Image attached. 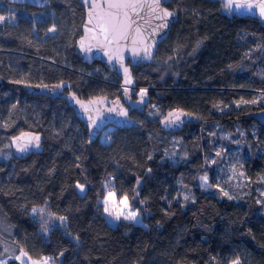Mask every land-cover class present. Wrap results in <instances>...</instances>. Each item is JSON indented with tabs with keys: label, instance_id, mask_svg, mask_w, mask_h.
I'll return each mask as SVG.
<instances>
[{
	"label": "trees",
	"instance_id": "16d2710c",
	"mask_svg": "<svg viewBox=\"0 0 264 264\" xmlns=\"http://www.w3.org/2000/svg\"><path fill=\"white\" fill-rule=\"evenodd\" d=\"M49 1L39 9L0 0V258L20 264L23 248L55 264H264V124L251 116L264 110V25L221 0H170L178 18L168 37L151 63L131 68L137 92L147 89L148 104L130 113L140 126L112 127L109 141L88 143L65 100L14 83L64 81L83 99L121 94L116 74L74 52L86 5ZM41 15L54 17L57 31L48 34ZM241 99L258 102L237 106ZM177 108L199 121L163 131L160 118ZM21 131L42 135L41 153L15 157L10 140ZM218 144L242 168L238 185L226 183L232 199L200 181L214 171L208 159ZM106 181L128 195L141 224L107 222ZM32 207L66 220L53 217L44 232Z\"/></svg>",
	"mask_w": 264,
	"mask_h": 264
},
{
	"label": "snow or ice",
	"instance_id": "6c2138e0",
	"mask_svg": "<svg viewBox=\"0 0 264 264\" xmlns=\"http://www.w3.org/2000/svg\"><path fill=\"white\" fill-rule=\"evenodd\" d=\"M84 3L88 5V20L84 27L86 36L82 37L80 41L81 51L91 52L94 47L103 50L105 55L108 56L110 62L115 59L123 68L125 85L132 84L133 81L129 69L124 67L123 64L124 49L130 48L134 56H139L142 52L146 58H151L152 48L155 44V36L162 29L168 27L169 18L174 16V11H169V9L162 6L163 0H103V3H101L100 0H84ZM222 4L223 8L230 13L235 12L240 14L242 12L251 13L258 11L259 16L264 18V0H222ZM5 19L6 17L0 15V21H4ZM153 20L159 21V23L154 27H151L150 31L143 28L140 24V21H143L144 24L151 26ZM48 31H56L55 25H53ZM146 32L147 35L145 34ZM14 83H24L27 87H38L41 89L51 88L53 90L62 89L65 86L64 81L51 86L47 84L31 85L23 80H17L14 81ZM128 91L129 89L125 87L124 92L126 95L128 94ZM146 94L147 89H140V102H143V98ZM71 97L75 100V103L80 106L83 112L88 114L89 126H97L99 116L102 115V113L99 108L94 109L92 105L102 103L103 98L85 102L77 99L75 93H72ZM259 99L264 100V94H262ZM257 102V99L251 101L241 99L236 103L238 106L240 103L247 104ZM13 107H15V105H13ZM107 111L117 112L118 115L124 117L128 115L127 109H124L123 107L118 111L115 108H109ZM92 112H96L97 115L93 116L91 114ZM191 115L192 113L185 112L183 109H173L163 116L161 123L166 127L177 126L183 122L184 117ZM3 126L9 127L10 125L5 124ZM40 142L41 137L39 134L21 131L19 135L12 137V144L9 146H15L17 152L25 153L33 148L39 149ZM216 155L219 156L220 152H217ZM149 159H151V157H149ZM233 172H235V166H233ZM240 174L243 175V173ZM207 179V175L201 177V180L204 182H206ZM137 184H139V180H137ZM76 186L81 192L84 191L85 186L83 184H77ZM217 187H219V185H217ZM105 189L106 194L102 200L104 213L115 221H136L139 211L131 210L128 195L124 193L117 198L116 190L108 181L105 182ZM219 190L229 199L233 198L229 196V193L225 191L224 188L220 187ZM184 199L187 201L190 197L185 196ZM141 203H143V201H141ZM31 213L33 216L39 217L42 230L47 232L48 222L55 217V214H46L43 207H32ZM55 218L61 222L66 220V217L63 216ZM76 239L79 238L77 237ZM4 251L7 252L8 249L5 247ZM25 257H27L29 264H50L51 261V258L49 257L32 259L23 248L20 249V254L14 258L20 261V264H25ZM0 264H7V262L5 260H0ZM231 264H241L239 257L232 260Z\"/></svg>",
	"mask_w": 264,
	"mask_h": 264
},
{
	"label": "water",
	"instance_id": "95a60500",
	"mask_svg": "<svg viewBox=\"0 0 264 264\" xmlns=\"http://www.w3.org/2000/svg\"><path fill=\"white\" fill-rule=\"evenodd\" d=\"M9 1L12 3H15V4L29 5V6H32L35 8H39V9L48 8L50 5L49 0H9ZM100 2L103 3V0H100ZM169 2H170V0H163L162 6L167 8L166 5ZM167 9H169V8H167ZM169 11H173V10L169 9ZM174 13H175L174 16L169 18L168 27L165 29H162L155 36V44H154V47L152 48L151 58H146L142 52L139 56H134L132 54L130 48L124 49V51H123V56H124L123 64H124V67H127L129 69V73H130L131 79L133 81L132 84H130V85H125V83H124L125 76H124L123 68L120 66V64L115 59H113L110 62L108 59V56L105 55L103 50L94 47L91 52L81 51L80 41H81L82 37L86 36L85 31H84V27H85V24L88 20V5H86L84 8V19H83V22L81 24V35L75 41L74 52L82 64L87 65V66H91L94 62H99L104 67L105 70H107L108 72H114L117 75V77L120 79L121 88L123 91H124L125 87H127L129 90H131L135 87V80L133 78V73H132L131 68L138 66L142 63H151L153 61V58L157 52L158 46L168 37L169 30H170L172 24L177 21L178 15L176 12H174ZM233 13H235V12H233ZM235 14H237V13H235ZM237 15L241 16L242 18L256 19L258 22H260L261 24L264 25V18L259 16L258 11H254L251 13L242 12V13L237 14ZM157 23H159V21L153 20L151 26H149L147 24H144L143 21H140V24L142 25V27L147 29L148 31H150L151 27H154ZM145 34L147 35V32ZM89 36H90V34H89ZM93 43H94V41H93ZM24 88L31 95L46 96V97H50L52 99L53 98H60V99L65 100L67 105L70 108H72L75 117L81 123H83L85 125L87 133H88V143H92V142L96 141V139L100 136V134L103 132V130L109 126L119 128V129H122V128L129 129L132 127L137 128L140 126V124L137 123L130 116V113L133 109L140 106L145 101V98H143V102H140V97L138 98L137 101L133 102V101H131V99H129L130 97H128L125 94L122 97V99L118 98V99H114V100L107 98V97H104V96H94V97H89L87 99H83V98H80L75 92H73V91H67L66 92L63 90V88L62 89H55V90H53L51 88L41 89L38 87H27V86H25ZM72 93H75V96L77 99L85 101V102H87L89 100L103 98L102 103L92 105V107L94 109L99 108L101 113H102V115L99 116L97 126H95V127L89 126L88 114L84 113L83 110L80 108V106L75 103V100H73L71 97ZM121 107H123L124 109H127L128 115L126 117L118 115L117 112H108L107 111V109H109V108H115L118 111ZM169 111H171V110H169ZM168 112H166L165 115ZM91 114L93 116L97 115L96 112H92ZM251 116L254 119H256L258 122H260L261 124H264V110L256 111ZM162 119H163V116L159 120V125H160L161 129L165 132H171V133H175V132L182 130L183 127L190 122H198L199 121L198 117L191 115V116L184 117L183 122L177 126L166 127L164 124L161 123ZM24 132H31V131H24ZM32 133H35V132H32ZM35 134H38V133H35ZM39 135L41 137L39 149L33 148V149H30L28 152L19 153L16 151L15 146H11L13 154L15 155V157L18 159H21V158H24L25 156H27L28 154H31V153H41L42 152L43 138H42L41 134H39ZM10 144H12V139L10 140ZM76 191L80 196H84L86 193V187L84 188L83 192H81L76 187Z\"/></svg>",
	"mask_w": 264,
	"mask_h": 264
},
{
	"label": "rangeland",
	"instance_id": "374dc122",
	"mask_svg": "<svg viewBox=\"0 0 264 264\" xmlns=\"http://www.w3.org/2000/svg\"><path fill=\"white\" fill-rule=\"evenodd\" d=\"M222 1V0H221ZM81 2L83 3V6L86 5L84 3V0H81ZM10 12V11H8ZM7 13V11L5 12ZM38 14H42V13H38ZM0 15H2V10H0ZM4 17H6V15H3ZM42 17H36V20H38L39 22H45L46 20V24H49V27H46L44 26V28H46V32L48 34H53L54 32H50L48 31L53 25H55L56 27V31L58 29V24H55L53 22H58L56 20H54L55 18L52 17V18H48V17H45L43 18L44 15H41ZM45 20V21H44ZM64 30H67V32L69 31L68 29H65L64 26H62ZM67 85V84H65ZM142 89V88H140ZM144 89V88H143ZM134 91H138L137 90V86H135L133 88ZM138 93V92H137ZM139 93H140V90H139ZM138 100V99H137ZM144 105L148 104V101H146L145 103L143 102ZM142 104V105H143ZM141 108V107H140ZM138 108V110L140 111L141 109ZM157 110H158V113H157ZM157 114L159 115H162L164 113V111L156 108V111H155ZM112 129V127H107L103 130V132L101 133V135L99 136V140L101 142H107L109 141V136L107 135L108 132ZM228 135H224V138H227ZM221 150H223V148H221V146H219V144L215 147V153L217 152H220V155L219 156H209V159H208V164L209 165H214V171L210 174H206L208 179L206 182L201 181L202 184H206L208 183V180L214 185L217 187V185H219L218 188L222 187L224 188L225 191H227L229 193L230 196L233 195V192L231 189H229L228 187L231 185L235 186V185H238L243 179H244V176L241 175L240 173H243L241 171L242 168L239 167V162L237 160H235L231 154V151H227L226 153H223ZM237 159H240L239 157H237ZM233 166H235V172H233ZM216 169V170H215ZM264 179V177H263ZM223 183H231L230 185L226 184L225 186H223L222 184ZM112 186V185H111ZM263 193V192H262ZM105 194H106V189H105ZM264 194V193H263ZM120 195L117 194V198H119ZM103 200V199H102ZM102 200H100V206H101V209H102V213L105 217V219L107 220V222L114 226L116 225L118 222L120 221H124V220H120V221H115V220H112L107 214L104 213V210H103V205H102ZM131 210L133 211H136L135 209H133L131 207ZM39 218V217H38ZM127 222H132V223H135V224H141V219L138 215L137 217V220L136 221H127ZM42 258V257H41ZM32 259H35V258H32ZM40 259V258H39ZM0 260H5L7 261V259H4V258H0ZM18 261V260H17ZM24 261H25V264H29V261L27 259V257L24 258ZM20 263V261H18ZM50 264H55V262L51 259L50 261Z\"/></svg>",
	"mask_w": 264,
	"mask_h": 264
},
{
	"label": "flooded vegetation",
	"instance_id": "af4514ba",
	"mask_svg": "<svg viewBox=\"0 0 264 264\" xmlns=\"http://www.w3.org/2000/svg\"><path fill=\"white\" fill-rule=\"evenodd\" d=\"M97 64H100V63L97 62ZM112 73L115 74L114 72H112ZM63 90L66 91V92H67V91H72L71 88H70L68 85H65V86L63 87ZM124 95H125V92H124V91L122 90V88H121V94H120V96H118V97H116V98H110V99H112V100H114V99H118V98H119V99H122V97H123ZM127 96L130 97L129 99H131V101H133V102H134V101H137V99L140 97V96H139V93H137V92L134 91L133 89H131V90L128 91ZM88 98H89V97H88ZM85 99H87V98H85ZM142 104H143V103H142ZM142 104H141V105H142ZM141 105H140V106H141ZM140 106H138L137 108H135V109H133V110L138 109ZM133 110H132V111H133ZM132 111H131V112H132Z\"/></svg>",
	"mask_w": 264,
	"mask_h": 264
}]
</instances>
